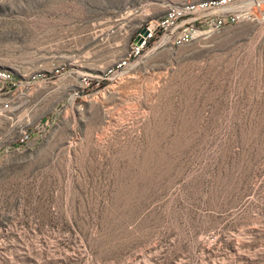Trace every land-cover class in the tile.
Listing matches in <instances>:
<instances>
[{
    "label": "rangeland",
    "instance_id": "rangeland-1",
    "mask_svg": "<svg viewBox=\"0 0 264 264\" xmlns=\"http://www.w3.org/2000/svg\"><path fill=\"white\" fill-rule=\"evenodd\" d=\"M187 1L0 0V264H264V26L128 56Z\"/></svg>",
    "mask_w": 264,
    "mask_h": 264
},
{
    "label": "built area",
    "instance_id": "built-area-1",
    "mask_svg": "<svg viewBox=\"0 0 264 264\" xmlns=\"http://www.w3.org/2000/svg\"><path fill=\"white\" fill-rule=\"evenodd\" d=\"M239 21L264 26V0H199L172 4L162 15L145 23V36H140L138 45L132 44L128 56L138 55L155 42L174 46L187 44L190 37H202L203 33L236 26ZM125 64L126 60H122L118 67ZM14 83L12 76L0 70V114L10 109L7 102Z\"/></svg>",
    "mask_w": 264,
    "mask_h": 264
},
{
    "label": "water",
    "instance_id": "water-1",
    "mask_svg": "<svg viewBox=\"0 0 264 264\" xmlns=\"http://www.w3.org/2000/svg\"><path fill=\"white\" fill-rule=\"evenodd\" d=\"M146 32H145V29H141L138 34L135 36V38L133 39L132 43L135 44V45H138L139 44V38L140 36H145Z\"/></svg>",
    "mask_w": 264,
    "mask_h": 264
},
{
    "label": "bare ground",
    "instance_id": "bare-ground-1",
    "mask_svg": "<svg viewBox=\"0 0 264 264\" xmlns=\"http://www.w3.org/2000/svg\"><path fill=\"white\" fill-rule=\"evenodd\" d=\"M243 22H246V21H239V23H243ZM204 34H205V33H203V36H204ZM191 38H192V37H190V42H191ZM3 72H4V71H3ZM4 73H5V72H4ZM8 75H9V73H8ZM12 91H13V85H12ZM9 97H10V91H9Z\"/></svg>",
    "mask_w": 264,
    "mask_h": 264
}]
</instances>
